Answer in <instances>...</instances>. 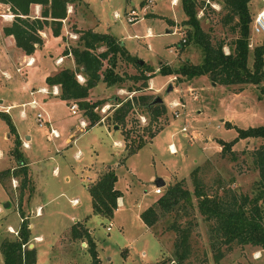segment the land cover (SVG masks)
Returning a JSON list of instances; mask_svg holds the SVG:
<instances>
[{"label": "rangeland", "instance_id": "1", "mask_svg": "<svg viewBox=\"0 0 264 264\" xmlns=\"http://www.w3.org/2000/svg\"><path fill=\"white\" fill-rule=\"evenodd\" d=\"M74 4L75 9L81 11L80 24L83 27L94 26L95 31L115 36L131 55L153 69V76L144 82L145 86L143 80L134 82L126 79L128 75H140L142 72L134 64L120 58L116 71L125 75L126 80L112 86L99 82L87 98L89 101H107L96 110L102 124L93 127L81 128V120L88 124L82 111L73 115L69 105L58 100L54 101V105L41 109L25 108L28 116L18 123L25 136H31V148L23 151L32 162L33 178L38 188L31 199V207L40 206L37 216L28 214L34 191L33 181H28L21 188L16 161H10L4 152L7 143L2 139V129L6 125L0 119V169L14 164V170L4 174L0 182V242L4 237L16 235L13 230L17 231L20 225L17 209L21 206L34 226L32 235L41 237L40 240L29 241L36 249L38 264H91L88 244L85 240L71 238L69 229L74 219H82L88 214L90 217L86 225L97 243L102 264H154L162 259H167L166 264H176L172 256L175 240V233L171 229L173 224L188 229L189 255L181 264H264V249L251 245H232L229 249L222 246L221 256L214 259L209 246L207 223L196 211L193 197L192 207L184 206L183 209L162 215L150 228L139 218V213L164 192L166 186L161 194L154 193L156 178H162L167 185L181 180L183 187L191 192L193 169L208 194L228 190L235 194L251 195L256 170L250 163L249 152L264 139L237 140L230 148L234 160L229 158L228 152L220 151L216 140H231L236 135L235 127L264 124V99L259 98L257 87L252 84L224 86L212 82L205 75L186 79L158 72L162 65L176 68L182 63L201 61L200 48L185 41L188 27L182 24L185 17L178 0H74ZM130 8L138 13V20L134 23L126 20ZM3 10L1 6L0 12ZM222 14L217 0L209 1L196 13L199 25L211 43L221 41L228 44L235 36L228 25L221 24ZM148 27L152 34L146 36ZM168 28L170 31L167 32ZM249 28L248 43L252 46L259 44L262 38L251 32V24ZM67 29L62 22L60 46L48 44L42 49L28 73L32 80L30 85L35 90L45 86L47 74L51 75L57 70L55 57L63 54L65 48L78 44L79 34L72 33L73 25ZM40 35L45 37L42 33ZM181 39L184 41L181 42ZM222 50L226 53L227 45ZM69 58L73 59V56ZM65 61L62 67L67 66ZM247 62H251L250 54ZM1 70L11 75L7 81L0 73V100H4L1 105L28 101L30 97L21 88L19 74L10 60L0 54ZM129 87L142 88L129 91ZM141 95H148L151 101L156 96L161 97L163 102L159 104L165 107V114L153 120L142 112L144 108L137 101L126 123L115 128L109 122L115 97L126 99ZM39 97L37 94L34 98ZM38 111L50 115L49 121L62 136L61 139L70 130H80L75 133L73 143L62 146L60 138L47 140L50 128L48 124L38 126L35 120ZM224 122L231 126L227 127ZM152 133L154 136H151ZM140 141L144 145L132 152ZM103 166L114 169L117 175L115 187L123 192L124 206L119 207L111 219L91 214V198L87 190L95 170ZM55 168L56 171H53ZM100 169L105 170L104 167ZM65 176H68L67 180ZM26 198L28 203L22 208V201ZM72 199H76L78 204H72ZM5 203H11V206L6 208ZM8 224L13 226L12 229ZM108 226L110 230H107ZM0 264H3L1 253Z\"/></svg>", "mask_w": 264, "mask_h": 264}, {"label": "trees", "instance_id": "2", "mask_svg": "<svg viewBox=\"0 0 264 264\" xmlns=\"http://www.w3.org/2000/svg\"><path fill=\"white\" fill-rule=\"evenodd\" d=\"M209 1L213 0H178L185 17L182 24L188 27L185 41L196 44L200 48L201 61L195 64L182 63L176 68L162 65L158 72L162 75L170 74L175 78L184 77L186 79L205 75L212 82L224 86L252 84L257 87L259 98L264 99V39L259 44L253 45L250 50L247 47L250 34L249 25L253 16L249 7L250 0H217L223 11L220 17L221 24L228 25L229 31L235 35L228 44L221 41L211 43L207 33L199 25L196 13L207 6ZM0 2L8 4L14 13L12 22L3 27V34L12 35L15 45L26 55H31L43 44L40 33L45 27L50 28L53 36H60L62 20L67 15L68 4L74 0H0ZM32 4L42 6L40 17H30ZM77 32L79 33L78 44L63 50V55L73 56L74 68L62 67L54 74L46 76L45 83L48 86L58 85V97L67 102L73 101L78 105L82 115L88 119L87 128L101 122V116L96 110L107 102L104 99L89 101L87 98L92 88L99 82L112 86L121 84L126 79L134 82L143 80V86H145L144 82L153 76V69L145 64L140 65L138 58L131 55L124 44L111 34L93 29ZM224 45H227L226 53L222 50ZM100 48L104 49L99 51ZM248 54L251 58L250 64L247 62ZM120 58L134 64L142 73L127 77L119 74L116 67ZM78 73L84 77L83 83L76 79ZM141 88L129 87L128 90L135 91ZM114 100L112 113L109 116V122L114 126L120 127L126 123V118L135 109L137 101V104L144 108L142 112L147 113L153 120L166 112L162 104H151L152 101L148 95L126 99L115 97ZM0 115L7 124L9 133L13 136V147L10 153L19 165L18 173L21 176L20 184L23 188L27 185L28 179L25 159L19 149L21 141L8 114L0 112ZM224 124L227 127L231 126L228 122ZM235 131L236 135L229 141L216 140L221 147L220 151L228 152L231 160H234L235 156L230 148L237 140L264 139V124L246 128L235 127ZM151 136L154 134L152 133ZM143 145L144 143L140 141L134 149L132 148V152ZM249 157L250 163L256 170L251 195L235 194L228 190L208 194L196 176V170L193 169L191 171L193 183L191 192L183 187L181 180L166 185L164 192L140 212V219L147 227H152L162 215L170 214L176 209H183L184 206L192 207L193 197L196 211L207 223L209 246L213 251L214 259L221 256L222 246L229 249L232 245H251L264 249V142L251 150ZM5 172H0L1 183ZM116 181V173L108 168L101 171L96 180L88 185L91 214L107 219L113 217L117 209V198L121 196V192L115 188ZM19 213L22 220L16 231L17 234L12 238L4 237L0 242L3 264H36V249L34 246L29 248L31 239L29 222L24 218L20 207ZM89 217L73 223L70 227V236L73 239L85 240L88 244L91 264H101L96 242L85 225ZM171 229L175 233L172 256L176 264H181L189 255L188 229L178 224L171 225ZM166 262L167 259H162L155 264H166Z\"/></svg>", "mask_w": 264, "mask_h": 264}, {"label": "crops", "instance_id": "3", "mask_svg": "<svg viewBox=\"0 0 264 264\" xmlns=\"http://www.w3.org/2000/svg\"><path fill=\"white\" fill-rule=\"evenodd\" d=\"M0 3H2V2H0ZM263 4H264V0H250V2H249V7H250V9H251V7L253 8V9H251V13H252V15L253 14H255V12L261 7V6H263ZM7 5L8 4H5V3H2V6L4 7V9L7 7ZM133 7H134V3H132L131 4ZM71 7V9L70 10H68L67 11V15H66V17L62 20V22H63V26H64V28L65 29H67V27H69V25H73V29H72V33H76V34H79L77 31L78 30H85V29H93L94 28V26L93 27H88V28H85V27H83L81 24H80V22H81V11H78V10H76L75 9V4H74V2H72V3H70V4H68V8H70ZM41 10H42V6L40 5V4H32L31 6H30V17H40V14H41ZM154 12V11H153ZM182 20V19H181ZM172 22V21H171ZM11 22H3V21H0V54L2 55V57L4 56L7 60H10V62H11V64H12V66L14 67V69H15V72L16 73H18L19 74V77H20V82H21V88L23 89V91H27V93H28V95H29V97H30V99L28 100V101H26V102H18V101H13V102H8V103H6L5 105H1L2 103H4V100H0V112H5L6 114H8V116L10 117V119H11V121H12V123L14 124V126H15V128H16V131H17V134H18V136H19V139H20V141H21V144L22 145H20V146H22L21 147V149H20V147H19V149H20V151H21V153H22V155L24 156V159H25V167H26V170H27V179H28V181H30V180H32L33 181V193H32V195H31V197H30V200L31 199H33L34 198V195L37 193V191H38V188H37V186L35 185V180H34V178H33V170H32V162L29 160V156L27 155V154H25V152L23 151V149H30L31 148V146H32V143H31V136H29V135H27V136H25V133L24 132H22V129H21V127H20V125H19V121H20V123H22V119H24V118H26L28 115H27V111L25 110V108L27 107V106H29L31 109H34V108H32L31 107V105L29 104L30 102H31V100L32 99H35L36 100V102L38 103V108L37 109H41V107H46V106H52V105H54L55 103H54V101H56V100H58L59 101V103H65L66 105H69V108H70V103L71 102H73V101H70V102H67V101H65V100H61L59 97H58V94H59V86L58 85H53V86H48L46 83H45V78H44V84H45V86H41L40 88H38V89H36L35 90V88L33 87V86H31L30 84H31V82H32V80L29 78V76H27L28 75V73H30L31 71V68L33 67V65L36 63V58H37V56H38V54L41 52V50L42 49H45L46 48V46L48 45V44H50V45H56V44H58V46H60V41L62 40L61 39V37L60 36H53L52 34H51V31L49 30L50 28H44L43 29V31H41V33L43 34V35H45V37H42V39H43V44L41 45V47H39V48H37L36 50H35V52L33 53V54H31V55H26L20 48H18L16 45H15V40H14V38H13V36L12 35H4L3 34V27L5 26V25H9ZM171 24V23H170ZM75 26V27H74ZM170 28H168V29H166V31L168 32V31H170L169 30ZM68 30V29H67ZM66 30V31H67ZM94 30V29H93ZM68 32V31H67ZM45 33V34H44ZM152 33H151V30H150V28L148 27L147 28V35L146 36H148V35H151ZM67 44V43H66ZM60 47H59V52H60ZM12 53H13V55H12ZM71 56V55H70ZM69 55H63V54H58L56 57H55V63H54V66L57 68V70H55V72H57L58 70H60L61 68H62V63L65 61V63L67 62L68 64H66L67 66L66 67H74V61H73V59L71 58H69L68 59V57H70ZM60 57H63V59H62V62L61 63H59V62H57L56 60L58 59V58H60ZM32 61L31 63H29L28 65H26V62L27 61ZM69 61L71 62V64L69 63ZM33 70H35V69H33ZM54 72V73H55ZM0 73H2V75L4 76V78H5V80H10L11 79V75L9 74V73H7L5 70H1V72ZM53 73V74H54ZM48 75H50V74H47V76ZM53 87H55L56 89H57V93L56 92H54V91H52V89H53ZM40 89H44L45 91H41ZM93 89V88H92ZM92 89L90 90V96H91V93H92ZM38 90H40V91H38ZM31 92H32V94H31ZM37 94H39L40 95V97L39 98H34L35 97V95H37ZM91 98V97H90ZM89 100V99H88ZM17 108H18V110H17ZM44 117H45V119L47 120V124H48V126H49V128H53L56 132H57V136L56 137H54V136H52L51 134H49V136H48V138H47V140H50L51 139V137L52 138H54V139H61L62 138V136L58 133V131L56 130V128H55V126L53 127L52 126V124L50 123V121H51V118H50V115H48V114H44ZM0 119L5 123V121L3 120V118L1 117V115H0ZM50 120V121H49ZM102 122V121H101ZM98 123V124H102V123ZM87 123V122H86ZM98 124H96V125H98ZM104 124V123H103ZM5 127L2 129V131H3V140L7 143L6 145H5V150H4V152H5V154H7L8 155V159L10 160H14L15 161V159L12 157V155H11V153H10V150L12 149V147H13V136L9 133V130H8V126H7V124L5 123ZM105 125V124H104ZM95 126V125H94ZM106 126V125H105ZM93 127V126H92ZM71 132L68 134V135H65L64 136V138L63 139H61V140H59V141H61L62 142V146H69V145H71L72 143H73V138L75 137V133L77 132V131H80V130H70ZM75 131V132H74ZM59 135V136H58ZM120 143V142H119ZM25 144H27L26 146H25ZM56 146H58V144L56 145ZM1 147H3V146H1ZM2 154V152H0V155ZM10 160V161H11ZM17 164V165H16ZM16 164H15V167L16 168H18L19 169V165H18V163H17V161H16ZM13 165L14 164H10V166L9 167H5V168H3V169H0V172H2V171H6L5 173L7 174L8 172H9V170H14L12 167H13ZM105 169H112L111 167H109V166H103ZM103 167H100V168H103ZM99 168V169H100ZM99 169H96L95 170V175H94V177L92 178V182H94L95 180H96V178H97V176H98V174L100 173V171H101V169L99 170ZM103 170V169H102ZM114 170V169H113ZM8 171V172H7ZM53 171H56V168L53 170ZM115 172V171H114ZM68 179V176H65V180H67ZM157 179V178H156ZM1 182V181H0ZM92 182H90V183H92ZM89 183V184H90ZM88 184V185H89ZM168 183H166L165 182V185L163 186V187H165L166 185H167ZM163 187H161V188H163ZM87 188H88V186H87ZM116 189H118L117 187H115ZM119 190V189H118ZM120 192H121V196L120 197H118L117 198V209L115 210V212L116 211H118V208L119 207H122V206H124V200H123V192L121 191V190H119ZM91 198V197H90ZM73 200V199H72ZM76 200V199H75ZM32 202V200L30 201V210H29V216H31L30 214H32V215H34V216H37L39 213H40V211H39V208H40V206L39 205H37V206H35V208L34 207H31V204H33V203H31ZM26 203H28V201H27V198L26 199H23V201H22V204H23V206H22V208L24 207V206H26ZM76 204H78V203H76ZM75 204V205H76ZM152 204V203H151ZM150 204V205H151ZM11 206V203H9V206H8V208ZM20 207V209H21V206H19ZM19 207H18V209H17V212H18V215H19V222H21V220H22V217H21V215H20V213H19ZM22 210V212H23V210L24 209H21ZM0 212H1V210H0ZM114 212V213H115ZM140 214V213H139ZM23 215H24V218H26L27 220H28V222H29V228H30V231H31V239L32 240H40L41 239V237L40 236H34V235H32V229H33V224H32V222H30V219H29V216L28 215H26V214H24L23 213ZM87 216H90V214H88V215H86V216H84V217H87ZM114 216V215H113ZM83 217V218H84ZM82 218V219H83ZM140 218V217H139ZM82 219H74V222L73 223H75L76 221H80V220H82ZM72 223V224H73ZM71 224V225H72ZM71 225H70V227H71ZM85 225H86V222H85ZM7 226H10V228L11 227H13V226H11L10 224H8ZM19 226H17V228H18ZM70 227H69V229H70ZM86 227L89 229V227L86 225ZM150 228V227H149ZM12 229V228H11ZM89 232H90V234L92 235V231L89 229ZM93 236V235H92ZM96 242V241H95ZM34 245V244H33ZM96 245H97V243H96ZM99 252V251H98ZM99 257H100V254H99ZM100 260H101V258H100ZM159 260H157L156 262H158ZM155 262V263H156ZM154 263V264H155ZM36 264H38V262H37V257H36ZM101 264H102V262H101Z\"/></svg>", "mask_w": 264, "mask_h": 264}, {"label": "built area", "instance_id": "4", "mask_svg": "<svg viewBox=\"0 0 264 264\" xmlns=\"http://www.w3.org/2000/svg\"><path fill=\"white\" fill-rule=\"evenodd\" d=\"M211 5V4H210ZM2 6V3H0V7ZM116 17H119L117 15H115ZM14 18V13L11 11L10 6L7 5V7L3 10V12H0V21L3 22H12ZM126 20L129 23H134L138 20V13L136 12V10L134 8H130L129 11L126 14ZM251 32L254 35H257L259 37H261L262 39H264V4L263 6H261L256 12L255 14H253L252 16V21H251ZM72 37H76V35H72ZM184 39H181V42H183ZM252 44L247 42V47H251ZM253 47V46H252ZM251 47V48H252ZM57 62H61L62 61V57L58 58L56 60ZM32 61H27L26 65H28L29 63H31ZM76 79L78 80V82L83 83L84 82V77L78 73L76 74ZM41 91H45L44 89H40ZM38 90V91H40ZM52 91L57 93V89L55 87H53ZM32 94V92H31ZM31 105L32 108L37 109L38 108V103L36 102L35 99H32L31 102L29 103ZM96 110V109H95ZM70 111L71 113L74 115L77 113V111H79L78 105L75 102H72L70 105ZM35 120L38 124V126L43 127L47 124V120L45 119L44 115L42 112H37L35 115ZM80 126H82L81 128H86L87 123L83 120L80 121ZM182 131H184V128H181ZM50 134L54 137L57 136V132L53 129L50 128ZM27 144H25L26 146ZM170 151L173 152V148L170 145ZM162 188L159 186H156V188L154 189V193L155 194H161ZM77 200L73 199L72 200V204H76ZM107 230H110V226L107 227ZM13 232L15 234H17L16 231L13 230Z\"/></svg>", "mask_w": 264, "mask_h": 264}, {"label": "water", "instance_id": "5", "mask_svg": "<svg viewBox=\"0 0 264 264\" xmlns=\"http://www.w3.org/2000/svg\"><path fill=\"white\" fill-rule=\"evenodd\" d=\"M138 63L140 64V65H142L143 64V60H140V59H138ZM169 90H170V87H169ZM161 102H163V100H162V98L161 97H159V96H156L153 100H152V102H151V104H156V103H161ZM118 126H115V128H117ZM155 183H156V185L157 186H159V187H163L164 185H165V181L162 179V178H157L156 180H155ZM9 206V203H5L4 204V207H8ZM33 246V244H29V248H31Z\"/></svg>", "mask_w": 264, "mask_h": 264}]
</instances>
